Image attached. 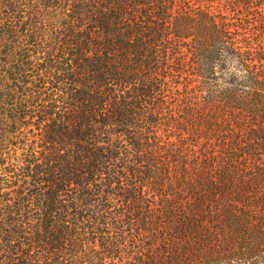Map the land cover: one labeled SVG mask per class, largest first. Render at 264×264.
<instances>
[{"label":"trees","instance_id":"obj_1","mask_svg":"<svg viewBox=\"0 0 264 264\" xmlns=\"http://www.w3.org/2000/svg\"><path fill=\"white\" fill-rule=\"evenodd\" d=\"M0 264H264V0H0Z\"/></svg>","mask_w":264,"mask_h":264}]
</instances>
